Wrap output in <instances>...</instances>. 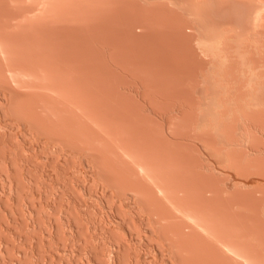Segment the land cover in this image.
I'll list each match as a JSON object with an SVG mask.
<instances>
[{
    "label": "rangeland",
    "instance_id": "1",
    "mask_svg": "<svg viewBox=\"0 0 264 264\" xmlns=\"http://www.w3.org/2000/svg\"><path fill=\"white\" fill-rule=\"evenodd\" d=\"M63 1L62 0H42V1L41 0H18V2H17V0H14V1L13 0H2V1L0 0V4H1L0 6H3V3L5 5L2 8H0L1 9L0 14L2 13L0 15L1 16L0 20L3 19L0 22L2 24H5L8 21V23L5 24L6 26L4 25V27L6 29L5 32H7V33H10V30L17 31L18 27H21V25L19 26V24L21 23L23 26L25 21H28V23H25L26 27H29L30 25L31 26L36 25L37 27L38 26L44 27V26H46L45 24H47V26H46L47 28L52 27L51 29H55V28L57 29V28H63L62 26H64V29L69 28L72 30V31L69 30L70 32H72V33L74 32V34L77 33L76 35H80V36L83 35L84 36L82 39L83 40L86 39V40H84V43L86 45L88 44L87 55L90 52L94 53V55H95V52H93L94 50L91 51V49H93V48H90V50H89V47L92 46V41L90 39H91V36L93 34L92 32L97 31L96 32L97 34H99V32H100V34L103 35V36L101 35L102 36L101 40H103V41H101L103 43L101 45V50H102L101 51L102 52L101 53V57H102L101 61L103 60L102 62L104 63V65H103V63H101V65L103 66V67H101V69L103 68L102 75H104V76H102L104 78V80L101 79V81L103 83V81L107 80V82H105L103 84L104 94L102 93V96L105 95V96H103V100L105 102H103L102 111L99 110L98 108H97L98 109L97 110L96 106L94 107V103H92L93 101L90 100L91 101L90 102L88 99L89 97L87 98V95L82 94L81 92H80L81 93L80 94L79 90L73 84H71L67 81H66L67 83L66 82L63 83L62 81L58 82L60 80V78L58 76H57L58 78L55 77L56 74L52 73L53 71H51V72L49 71V73L47 71H44V70L43 71L41 70V72L38 71L39 69L37 66H39L42 63V61H40V60H43V58H44L46 63H47V60L49 58L51 63H50V61H48L47 64H50V66L55 65V63H57L56 60H55V62L53 61L52 58L55 56H53L52 53H51L52 54V58H51L50 57L51 54H49V52H45L43 54L44 57H43V55L40 56L42 59L39 58V55L37 54L36 59L38 58L39 60L38 61L36 60V62H35V58H33L34 56H32L30 54L35 55L36 50H35L34 46H32L31 44L26 45V47H28L26 49H28L30 52V54H28V56H30V57H27V58L23 54H20L21 53L20 50H22V49H19V46L16 45V43H15V46L13 45L14 43L13 44L9 43L8 45L6 44L9 48L5 47V45L3 43L0 44V63H1L0 64V76H3V74L5 73V75L3 77H0V264H91V263H93V264H116V263H118V264H186V263L187 264H193L192 262H189L186 260V254H188L186 251H184L185 254H183L184 252L179 251L180 248L178 247V243L176 240H174L175 238H174V236H172L173 233L170 230V228L174 225V223H172V222L180 221V220L184 221V222L187 221L186 223L189 222L188 224L191 223V225H193L194 227L197 225L195 227L196 231H197V229L201 223V225L204 227H202L200 225V227H199L200 229H198V231H201V232H198V231L197 232L199 234L201 233L200 236H201V238L203 237L202 238L203 242L204 243L206 242V246L208 247L207 250L208 249L212 250V248H213L214 250H212V251L214 253L215 252L219 253V251H221L222 253L227 254L225 252H227L229 250L226 247H224V245L230 239L232 241H234V238H236L234 242H236L238 239V242L240 240L241 243H238V242H236V243H238V244L243 243L244 246H245V242L243 240L247 241L246 245H250V244L251 245L252 244L257 245L258 243L259 244L262 243V246H261L262 248L260 246H258L259 244L257 246L254 245L255 246L254 248H255V250H257V247H260V249H258V250H260L259 253L262 250H264V246H263L264 245V239H263L264 238V236H263L264 235V232H263V230H264V228H263V226H264V112H263L264 102H262L263 104L261 103L262 105L258 104L256 106L255 105L251 106L248 104V103H250L249 99L251 98V93L248 90L253 89V88H249V85H244L245 82H248V80H246L244 82V79H247V77H245L246 76L245 74L243 75V71L241 70L242 67L238 66V65L242 66V64H239V61H236L238 59L234 58L235 57L234 54H232L234 57L231 56V54H229L231 56V57L229 56L230 60H232L234 58L231 62L229 60V57L227 58V60L229 61L227 63H230V64H228L229 68L227 69L226 72H227V75H228V73H230V74L227 76L228 77L227 80L222 79L224 82L221 81L223 83V84H221L222 85L221 87L226 85L225 89L228 88L229 89V90L227 89L228 92L230 91L229 94H222L224 96H227V98L225 97L224 101H226V99H228L229 96H231V97L228 99V101H227L228 103L224 102V101L222 102L219 100L222 98H220V97L218 98V100H219L218 102H221L222 104H224L223 109L226 106L225 103L228 104L227 105L228 109L225 112H228L227 114H229V115L231 114V116H229L227 114H225V116L223 115V117L228 116V118L225 119V121H226L225 123H224L223 117H222L223 119H221V116H219L220 117L219 119H221V121L223 120L221 122L222 126H224L223 124H226L225 129H227L228 125H229L228 128H230L227 130H225V129L224 130L222 129V130L224 132L225 131L227 132L229 130L230 133H227L228 135H226V133L224 134V132L222 131L223 133H220L221 135H219L218 131H217L218 133H215L214 131L212 132V128L210 129L209 127H207L208 124H206V126H205V122L207 121V118L205 117L206 112L203 110L206 109L205 105H208L207 104V102H209L208 98H210L209 96H210L211 91H212L210 84H209L208 88L210 87L209 89L211 91H209L208 89L206 90V88H207L206 86L208 85V83H206V84L204 83V85L202 87L201 86L196 87L194 84V86L192 87L193 89L190 90L191 94L189 95V93H190L189 89L190 88L188 86H186L188 88H186V90L183 89L185 87L180 85V81L182 82V80H180V79H181V77L190 74V72L189 71L187 72V70L185 69L186 66H183L182 63L179 61V58H178L179 56L178 57L172 56L171 52H173L172 51L173 49L171 47H169V46L162 47V45H160L162 42H163L162 44H164V43L169 44L171 42L170 41L168 42L167 39H164L166 41H164V40L162 41L160 39L162 41L161 42L159 39L157 40V38H155V35H154V32L157 35V33H156V31H158V30H156L157 25H159V24H160L159 26H161V25L166 26L167 25V24H163V23L157 24L158 23L157 21L159 19L167 18V16H165V14L166 15H171V14L174 15V14L178 13L177 15H174V16H176L178 19L180 16H182V17H180L181 21H182V18L186 17V19L184 18L183 19L184 21H182L183 25L186 24V22L188 21V18L190 19L191 17L189 16L187 9L186 10L183 9V8H187L185 6L187 4L184 2V0H182V3L185 5H183L182 7L180 6V5H182V3L180 2L181 0H179V6L180 7L174 5V4L178 3L177 0H173V1L170 0L171 2H168V0H132V1L131 0H72V1L71 0H63ZM67 1L68 2L71 1V2H73V5L74 4L75 5L73 6L72 3H70L71 5H69V3ZM79 1H80V4H78ZM166 1L168 2L169 5H170V3L173 2L172 3L173 5L172 4L170 6L167 5ZM187 1H189V0H187ZM208 1H210V0H207V1L205 0V2L203 0L201 2H203L202 5L205 8L204 9L205 12L208 11L207 7H208V9H210V11H213V14L208 11V14L210 13L211 17L214 16L213 17L215 19L214 21H216V22L218 21L217 23H215V26H216V24H219L218 27H224L228 24L226 27L223 28V30L225 28H226V30H229L230 29L229 27L231 26V25L229 26V24H232L234 27V24L236 23L234 28L231 26L232 28L230 29L231 31L229 30V34H228V32L225 31L226 34H228L227 35L228 37L225 35L228 39V41H227L228 47L225 46L226 49L228 48L230 50L231 45H232V49H233L232 43L234 41H231V39H232L231 35L234 34L233 30H236L235 34H234L235 36H237L236 34L237 33L239 34L240 31L244 32L243 29L246 30L245 31L246 33L244 32V34L247 35L248 34L247 32H249L248 35L250 37L247 35V37L249 39L246 37L245 39H247V40H246V42L244 41V43L246 44V45H244V48H245V46H247V47L245 49L244 48L243 49L246 52H247V50L249 51V53L247 52L249 55L245 54L246 55L245 58L250 56V57H248V60L250 58L249 64L251 62L250 65L248 64L252 70V72H250V73L256 72V75L259 76L258 77L259 81L256 79L257 80L256 83L263 81V83H262L263 87L261 86V83L260 84L257 83L259 86L257 84H255L258 87H254V88L260 89V90L258 89L259 92L257 95L259 96L258 98H261V100L264 101V98H263L264 97V95H263L264 94V76L262 74V73H264V66H261V65H264V30H263L264 29V13L262 14L263 18H262L261 23L259 24V26H257L256 31H254L255 29L253 30L252 29L253 27L250 28L251 26L246 24V23L250 24L251 23L250 20L252 21L251 16L250 15L248 16V13H247V12L251 11L250 8L245 9L244 8L245 6H243L242 11L239 9L238 10L239 12H238L237 11L238 8H234L235 6L237 7V4H238L235 1H234L235 6L233 5V2H232V4L230 3L232 0L231 1L230 0L229 1L223 0L224 2L221 0L222 3L219 1L218 2L215 1L219 5L212 0H211V3L210 2L208 3ZM160 2H161V5H162V2H165V3H163L164 7H163V5L157 6V4H160ZM213 2H214V4H213ZM204 3H206V4H204ZM227 3H228V5H227ZM44 4H46L48 6H46ZM209 4H210V6H209ZM27 5L32 7L33 9H31ZM57 5L60 7H58ZM205 5H206V7H205ZM215 5H216V7H215ZM220 5H222L223 8L220 7ZM232 5H233V7H232ZM159 6L163 7L164 9L162 10V8H160ZM166 6H168V11L165 9ZM171 6L173 7V9L170 8ZM5 7H6V9H5ZM25 7L29 8V10L25 9L26 11L23 12L24 10H22V9H24ZM55 7L60 8L59 13L61 12L60 13L61 17H59V18H57L58 16H60V14L57 11L59 9H55ZM72 7H75V8H72ZM158 7H159V10H161L160 13L158 12L159 11ZM217 7H219L220 9ZM36 8H37V10H36ZM46 8L53 9V10H49L50 11L49 12L48 9H46ZM214 8L216 9L215 11H214ZM169 9H171L172 11ZM182 9H183V11H181ZM223 9H224V11H222ZM233 9H235V10H233ZM27 10L28 11L31 10V11L27 12ZM46 10H47V12H46ZM174 10H175V12L177 10V12L175 13ZM246 10H247V12H246ZM7 11H9V12H7ZM18 11H20V12H18ZM69 11H71V13ZM179 11H180V13H179ZM55 12H57V13H55ZM162 12H167L168 14L162 13ZM183 12H184V14H183ZM218 12H220V13H218ZM223 12H225V14H223ZM12 13H13V15L15 13V15H14L15 19H14V16L12 15ZM46 13H48V14H46ZM53 13L55 14L56 17H54ZM214 13H216V14L214 15ZM233 13H234V15L232 16ZM236 13H237V15H236ZM6 14L8 15L9 18L5 17V16H7ZM187 14H188V16H187ZM205 14H206V16H208L207 13H205ZM227 14L228 15L230 14V15L227 16ZM16 15H18V16H16ZM217 16H219V17H217ZM42 17H43V19H42ZM47 17L49 20H47ZM208 17H206V19H207L206 22L209 20ZM211 17H210V19H211ZM216 17H217V19H216ZM238 17H239V19H238ZM147 18H149V19H147ZM248 18H249V20H248ZM232 19L234 21H232ZM10 20H11L12 24L11 23L9 24ZM150 20L154 21L153 24L151 23L152 21H150ZM167 20H171L170 22H172V24H174L172 18L167 19ZM211 20H210L211 22L209 21V23H212V25L214 26V23H213L214 21H213V19H211ZM235 20H237V21H235ZM240 20H242V21H240ZM143 21H145V22H143ZM190 21H191V19H190ZM243 21H245V22H243ZM37 22H38V24H37ZM230 22H232V23H230ZM149 23L152 24V26H150ZM209 23H207V24H209ZM136 24H137V26H136ZM145 24H146V26H145ZM261 24H262V26H261ZM9 25H10V27H9ZM48 25H50V26H48ZM154 26H155V28H153ZM187 26H189V25H186V31H187ZM209 26H211V24H209ZM245 26L249 27L250 30H253L254 32L248 31L249 28H247ZM260 26L262 27V29ZM7 27H9V29ZM83 27L88 28V30L90 32L87 29H85L86 31H84ZM145 27L147 28V31H146ZM243 27H245V28H243ZM15 28H17V29H15ZM77 28H79V29H77ZM241 28H242V30H241ZM254 28H256V27H254ZM93 29H94V31H93ZM81 30L83 33L81 32ZM188 30H189V28H188ZM221 30H222V28H221ZM260 30L261 31L263 30V32H261L262 34L260 33ZM237 31H239V32H237ZM198 32H199V30H198ZM84 33H86V37H85ZM230 33H232V34H230ZM253 34H254V36H253ZM141 35H142V37H140ZM229 35L231 36L230 38H229ZM251 36L253 37V39ZM89 37H90V39H88ZM103 38H105V39H103ZM70 39H72V38H70ZM115 40H116V42H115ZM168 40H170V39H168ZM232 40H234V39H232ZM251 40H252V42H250V44H248L249 41H251ZM75 41H77V42H75ZM87 41H88V43H86ZM66 42H68L69 45L74 46V43L78 44V42H80V41H78L77 39L74 40V38H73V40L66 41ZM72 42H74V43L71 44ZM90 42H91V44L89 45ZM229 42L230 43L232 42V43L229 45ZM253 42H255L254 43L255 45L252 44ZM108 43H110L111 45H108ZM117 43H119V44H117ZM10 44H11V46H9ZM112 44L115 46V48H114V46H112ZM2 45H4V46H2ZM17 46H18V48H17ZM167 48H169V49L167 50ZM179 48H181V47L177 46L174 49V50H177V55H179V53L182 51V48L181 49H179ZM169 50H170V54H169ZM125 51H127V52H125ZM141 51H142V53L145 52L144 54H146V56L148 55L149 57L148 56L145 57V55H142ZM178 51H179V53H178ZM7 52H9V53L7 54ZM128 52L131 54H129ZM162 52H165V53H162ZM92 53L89 54V55H91V57L88 56L86 58L87 59L90 58L91 60L98 59V58H96V55L94 56V55H92ZM230 53H233V52L231 51ZM22 55H23V57H22ZM125 55L128 57V59ZM170 55L172 57H169ZM9 56L11 57V59L13 57V59L15 61L10 60ZM93 56L95 58H93ZM141 56H143V58H145L146 60L143 59ZM163 56H164V58H163ZM167 56H168V58H167ZM31 57L33 59H31ZM45 57L47 58V60ZM21 59H25L23 61L24 62L27 61V65L24 64ZM28 59H29V61H28ZM90 59H88V60L91 61ZM194 59L198 62V59L196 58V56ZM127 60H128V62H127ZM234 60H235V62H234ZM246 60H247V58H246ZM254 60H255L256 64H254ZM10 61H11V65H10ZM52 61L54 62L53 64H52ZM93 61H92V66L95 67L94 64H96L97 65L96 67H98L97 62L95 63V61H94V64H93ZM38 62H39V64H38ZM176 62H177V64H176ZM16 63H17L18 67L16 66ZM231 63L234 65V67L236 65V67H235L236 69L233 67V65H231ZM12 64H14V66ZM29 64H34L35 66L29 65ZM147 64H149V65H147ZM204 64L205 63L203 61V63L200 64L199 67H203ZM11 66H13V67H11ZM20 66H23L25 68H22ZM26 66H29L31 68H28ZM32 66L38 70L35 71V69H33L35 72L33 70L31 71V69L33 68ZM56 66H57V64H56ZM176 66L178 67V69ZM14 67L16 69H14ZM19 67L22 69V73L20 72L21 69ZM199 67H197L198 70H194L195 72L191 71V74L195 73V75H193V76H195V78L198 74L197 73L198 71H199V74H201ZM252 67H253V69H252ZM260 67H263V68H260ZM232 68H233V73L231 71ZM11 69H13V70H11ZM24 69H26V70H24ZM228 70H230V72ZM260 70H261V72H260ZM27 71L31 72L30 75H28L29 72L27 73ZM82 71H83V69H82ZM82 71H81V73H84V71L83 72ZM239 71H240V73H239ZM38 72H39V75L37 74ZM32 73H34V74H32ZM46 73H48V74L46 75ZM259 73H261L262 75ZM52 74H54V75H52ZM96 74H98V73H96ZM199 74H198V77H199ZM234 74H236V75H234ZM107 76L108 77L110 76V77L108 78ZM119 76L121 77L122 80L124 78L125 79L122 81L120 78L118 79ZM98 77H99V75H96V79L99 82ZM102 77H100V78H102ZM233 77H236V79ZM94 78H95V76H94ZM255 78H257V77H255ZM3 79L4 80L7 79V81H4ZM197 80H198V78H197ZM117 81H119V83ZM165 81H166V84L168 83L167 85L163 84V82H165ZM228 81L230 82V84L228 83ZM241 81H243V82H241ZM53 82H54V84H56V86L53 84ZM142 82H143V84H141ZM156 83H157V87H156ZM231 83H233V84H231ZM50 84H53V86H51ZM59 84H61V85H59ZM158 84L161 85L162 87H159ZM9 85L13 89H15V90L17 89L18 91L19 90L26 91V92H33L34 91V92L43 93V94L47 93L52 99L54 98L53 99L54 101L57 100L55 102H58L57 103L58 105L60 104L61 109L64 110V108H65V110H67V112H72L74 115L78 116L80 118V120L83 119L82 121H84L86 119L85 121H86L87 126L90 125V123H91V125H90L91 127L89 126L88 129H90V131H92L91 132V134H93L92 136L95 135L94 137H92L93 140L90 137L85 138L84 134H82V132H83L82 127H81L82 132L80 131V127H72V128L69 127V129H67L65 127V129H64L65 125L63 124V125H61V127H63V128H61L60 127L61 121L57 120L58 118L55 115L51 114L50 111L47 113L48 110L42 108L41 103L39 104V101L28 100L26 102H22V101L18 100V98L16 99V97L13 94L9 95L10 92H8L5 88H3L5 86H9ZM171 85H172V88H171ZM196 85H197V82H196ZM219 85H220V81H219ZM163 86H169V87H163ZM174 86L176 89L174 88ZM181 86H182V88H181ZM58 87H59V89H57ZM179 87L182 90H180ZM195 87H196V89H195ZM221 87H219V89ZM170 88H171V90H170ZM173 88L177 91L180 90L181 92L176 91V94H178V95H175V94L172 95L173 93H175ZM76 89L78 90V93H76L77 92ZM113 89H115L114 90L115 92L112 91ZM193 90H194V94L197 97L196 96L194 97V95H193L192 99H195L194 103H196L198 101L197 104H195L197 106H195L194 103H193V105H189L190 103L187 104V102L190 100H191V103L193 102L192 99L190 98V97H192L191 95L193 94ZM5 91H7V92H5ZM63 91H65L66 93H63ZM105 91L108 93H105ZM163 91L166 93V95ZM183 91H185V92H183ZM187 91H188V93H187ZM207 91H209V93H207ZM71 92H73V93H71ZM160 92H161V94H160ZM167 92H169V93H167ZM170 92L171 93L173 92V93L170 94ZM74 93H76V94H74ZM112 93L114 94V96ZM71 94L74 96L73 99H72L73 96H71ZM117 94H119V95H117ZM132 94H134V95H132ZM158 94H160V96ZM181 94L185 98H186L185 95L188 94V96H190L189 100H185ZM207 94H209V95H207ZM245 94H246V96H245ZM222 95L220 93L219 96H222ZM252 95H253V93H252ZM85 96H86V98H84ZM181 96H182V99L180 100ZM120 97H122V98H120ZM151 97H152V99H151ZM168 97H170V98H168ZM205 97H206V99H205ZM77 98H80V100H76ZM81 98H83L84 100H81ZM124 98H125V101L127 100L125 102V106L127 105L126 103L128 101H129L128 104H130V102L132 100H134V102H135L134 103L132 101L133 103H131L130 106L132 104L135 105L137 103V105H135L136 107L134 105L132 106L133 109H131V107L128 105H127V107H129L131 110H134V108H138L139 110L135 109V111H134L135 115L137 113L138 118L134 117L133 111H131L132 112L131 113L129 111L130 109L127 110L128 108L125 106H124L125 110L122 109L124 111V112H122L121 108L123 107L122 105H124V103H123ZM130 98H131V100H130ZM155 98H157V99H155ZM171 98H172V100H171ZM234 98H236V101ZM245 98L248 100L246 101ZM107 99H108V101H107ZM120 99H121V101H118ZM165 99H166V101H165ZM199 99H200V101H199ZM231 99H232V101H230ZM237 99H238V102L240 101L239 103L241 105L240 104L238 105ZM17 100L19 102H21L22 106L19 105L20 109L18 108V105H16V104H18ZM110 100H111V102H110ZM13 101H15V102H13ZM80 101L83 102L84 104L81 103ZM114 101L117 103H115ZM149 101H151V102L153 101V102L151 103ZM184 101L185 102L187 101V102L184 103ZM77 102H79V103H77ZM86 102H87V105L85 104ZM159 102H160V104H159ZM170 102H171V104H169ZM180 102H182V103L180 104ZM27 103H30V105L29 104L27 105ZM91 103H92V105H91ZM230 103H231V105H230ZM11 104H12V106H11ZM23 104H25V105H23ZM119 105L121 108L119 107ZM188 105L190 107H192V106H195V107H192V109H190ZM229 105H230V107H229ZM26 106H28V107L26 108ZM88 106H90V107H88ZM23 107H24V109H23ZM30 107H35L34 109H36V111H38V109H40L38 112L41 113L40 115H41V118L43 119V121L41 120L42 122H40V120L37 118L34 119L35 121L33 120V118H30L31 116L33 117V115L30 112V110H31ZM243 107H245V109ZM255 107H260L261 109H259V108L257 109ZM116 108H119L120 110H118ZM221 108L222 107H220V110H221ZM26 109H28V111ZM22 110H25V111L22 112ZM114 110H116V112ZM126 110L129 111V113H131V114L130 115L126 114V113H128V112H126ZM228 110L231 112L229 113ZM255 110H257V112ZM100 111L102 114L99 113ZM117 111H119V112L117 113ZM236 111H237V114H239V115L236 114ZM249 111L251 113H249ZM42 112H43V114H42ZM220 112H222V110ZM44 113H46L45 116H42V115H44ZM122 113H123V115L124 114L127 115L128 119L129 118L132 119L133 117H134V119H132V120L137 119L136 121H132L130 119L132 121V123L135 122L134 125L132 124V126H133L132 130L134 131L136 129H139L138 131L136 130V133H137L136 135L139 136V134H140V137H138V139L136 141L139 140L141 142H144L145 141V140L143 141L144 138L142 139V135H144L143 132L146 131V133H147L151 128V130L148 132L149 135H145V136H149L151 139H148L149 137H147L148 140L147 139L146 140L148 141L149 145L152 141V143L150 145L151 147L155 144L154 148H156V147H158V144H159V148L163 149V150H157L160 152H157L156 150L152 152L153 154L155 153L154 156H156V158L151 160V161L155 162V164L153 166L143 167L142 166L143 162H142V160L140 161V159H141L140 156L138 155L139 156L138 157L136 153L134 154V152L132 153V150H130L131 148H134V147H135L134 150L136 149V147L138 148V146L135 145L136 143L134 141L132 142V140L123 139L124 138L123 135H120V133L122 134V132H121V128H120L121 125L119 123L120 119H118V117H121L119 114H122ZM187 113L189 114V116H192V117L190 118L189 116H187ZM258 113L261 115H259ZM222 114H224V113H222ZM195 115H196V117H195ZM247 115H248V118H247ZM252 115H253V118H252ZM47 116H49L50 118H53V120L56 119V121H59V122L54 121L56 124L59 123L58 124L59 126L56 124L48 126L49 123L46 122L47 119L45 118ZM111 116H112V118H111ZM181 116H183V117H181ZM184 116H187L189 119L184 117ZM235 116H239L240 118L239 117L236 118ZM254 116L255 117L257 116V117L255 118ZM114 119H116V120H114ZM184 119H186V121ZM187 119H188V121L192 119V123L189 121L192 125L188 126L189 122H187ZM247 119H248V121H247ZM252 119H255V120L257 119L256 121H254L255 124L252 123L253 122ZM262 119H263V121H262ZM147 120H149V121H147ZM249 120L250 121L252 120V121L250 122ZM208 122L209 121H207V123ZM42 123H43V125H42ZM38 124H40V125L38 126ZM118 124H119V126H118ZM149 125H151L154 129H152V127L149 128L148 127ZM45 126L50 127L51 129H48ZM52 126L53 127L55 126L54 128H58V130L52 128ZM136 126L138 128H136ZM64 130H66V132L71 130V132H69V135H68V132L66 133ZM75 130H77L78 132H76ZM152 130H153V132H152ZM154 130H155V132H154ZM63 131H64V133H63ZM156 131H157V133H159V135L156 133ZM70 133H71V135L73 134L72 136L74 138L71 137ZM74 133H76V134H74ZM134 133H135V131H134ZM62 135H63V137H61ZM67 135H68V137H67ZM98 136H100V137H98ZM156 136H158L160 138L159 139L160 142L161 141L164 142V143L161 142L163 144V146L161 143H159V141L157 143V141L154 140L155 138L158 139V137H156ZM226 136H228V137H226ZM165 137L167 138V140ZM229 137H231V138H229ZM83 138L85 141H81V140H83ZM149 140H151V141H149ZM94 141L95 142L97 141V142L95 143ZM121 141L124 143H121ZM165 141L168 143V145ZM88 142L89 143L91 142V143L89 144ZM128 142H129V144H128ZM231 142H232V144H231ZM132 143H134L135 146L132 145ZM123 144H125V145H123ZM131 145H132V147H131ZM224 146H225V148H224ZM231 146H232V148H231ZM168 147H169V149H167ZM127 152H129V153H127ZM166 152H168L169 155H167ZM130 153H131V155H130ZM158 154H159V156H158ZM134 155H136L137 158H139V159H137ZM176 157L178 159L181 157L182 158H181V160L179 159V161H176V160H178ZM126 159L129 162L126 161ZM188 159H189V161H188ZM118 160L123 161V162L126 161V163H128L129 166L131 167L130 169H132L133 165L134 166L136 165L134 167L136 170L134 168L132 169V170H134L133 172H135V177L134 176H132V177H134L135 179L140 180V181L143 180L142 182L145 181L144 184L145 183L149 184L152 189L155 188V191L157 193L156 194L157 197L158 198L160 197L159 198V201H160L159 204L157 203V205H154L152 201H149L150 199L146 198L147 196L145 194L135 192L129 185L121 184V183H123L124 179L119 177L120 171L122 169L120 168L121 166L120 167L118 166V164H119ZM187 162H188V164L191 163V166H187L188 165ZM105 163H106L105 167L107 169L106 168L104 169V167H103L105 165ZM179 164H181V165L179 166ZM99 165L103 168H101ZM138 165H139V167H138ZM193 165H194V167H193ZM186 166H187V168H186ZM118 167L121 170L118 169L119 171L117 172V170H115V169ZM151 168H153V169H151ZM155 168L157 171L154 170ZM143 169H145V170H143ZM159 171H161V172H159ZM124 172L122 171V174L124 173L123 176H126L127 172L125 170H124ZM157 173H159L160 176H158ZM116 175H117V177H116ZM128 175H130V174L128 173ZM162 175H163V178H162ZM107 176L109 178H107ZM114 176H115V178H114ZM160 178H161V180H160ZM167 180H168V182H167ZM119 181H122V182L119 183ZM116 183H118V184H116ZM119 184H120V186H119ZM114 185H116V186H114ZM122 185H123V187H122ZM124 185H125V187H124ZM161 185H163L165 188ZM4 186H5V188H4ZM147 187H149V186H147ZM159 187L164 188L165 193H162V191H158ZM211 187L212 188L214 187L213 188L214 190H212ZM209 188H211V190ZM188 189H190V190H188ZM203 191H204V193H203ZM191 192L193 194L195 193L196 195H193ZM197 195L199 196L198 197L199 200L198 199L197 200L202 205H203V202H206V198L208 200V203H211L210 198H213L211 204H213L214 206L216 205L215 208H216V212L218 213V215H217L218 217L217 216L214 217L212 215L208 216L206 214L207 216H205V217L204 216L199 217L201 219L200 221L198 218V222H194L188 216H186V214L189 215V213L191 212V211H189V209L191 210V208H192L191 203H193V200L197 197ZM191 197H193V199ZM216 198H219V200ZM160 199H163V200H160ZM200 199H201V201H200ZM188 200H190V201H188ZM197 200L196 199L194 200L195 203H193V205H196ZM221 200H222V202L220 204L219 201H221ZM232 201H233V203H232ZM208 203L206 202L204 204H208ZM223 203L224 204L227 203L225 205L226 206L228 205V208H224L226 206H224ZM255 203L257 205V207H256L257 208L256 211L258 212L257 215L259 214L258 216H256V218H258L259 221L255 220V222L256 223L259 222V224H256L255 222H254L255 224L253 223L254 220H253L252 215L250 214V211H247L248 209L247 210L245 209V208H247V206H249V204L255 205ZM197 204H199V203H197ZM178 205L180 207L182 206L183 210L180 207L178 209ZM245 205H247V206H245ZM157 206H159V208ZM156 209H157V211H156ZM160 210L163 213L166 210L165 212H167V216L165 219H163V218L159 219L160 218L159 216H161V214H159L158 211L161 213ZM186 210H187V212H186ZM221 210H223L227 213L225 214V212H224V214H223V212ZM182 211H184V212H182ZM219 212L220 213L222 212V215ZM203 217L206 221L203 219ZM167 219H169V220H167ZM214 219H215V221H214ZM228 219L233 220L232 222L235 221L234 222L235 224L231 223V221ZM241 219H243V221H241V223H239V220H241ZM162 220H163V224L161 223ZM247 220H248V223L250 225L248 223L246 224ZM204 222H207V223H204ZM51 223H52V225H51ZM196 223H198V224H196ZM224 224H225V226H224ZM48 225H49V227H48ZM206 225H207V228L203 229L206 227ZM227 225H229V226H227ZM255 225L259 226L260 229L257 227V229L255 230V228H254ZM164 226H165V228H164ZM211 226H212V228H211ZM222 226H223V228H221ZM240 226H242V227L246 226V228L245 229L243 228L244 229L243 230ZM261 227L263 229H261ZM190 228H192V227H190ZM240 228H241V230H240ZM250 228H253V229H250ZM183 229H184V231H186V230H188V227L184 226ZM248 229L253 230L254 232L249 231ZM258 229H259V231L257 233L256 231ZM164 230H165V232H164ZM214 230H215V232H214ZM216 230H217V232H216ZM261 230H262V232H261ZM245 231H248V232L245 233ZM203 232H205V233H203ZM169 233L171 235H169ZM203 234L205 235V237ZM257 234H259V235L257 236ZM160 235H161V237H160ZM223 237H224V239H223ZM228 237H229V239H228ZM258 237H260L261 239ZM160 238H162L163 240ZM204 240H207L208 243H210L209 244L210 247L207 245V241H204ZM214 241H215V243H214ZM224 241H226V242H224ZM249 242H250V244H249ZM222 243H224V245ZM211 244H213V246L215 245L214 246L215 248L217 247V245H219L218 250L215 249ZM117 246H119V247H117ZM252 246H251V249L253 250L254 248H252ZM219 248H221V249H219ZM224 248L226 251L224 250ZM246 248L248 249V251L250 250L249 246L248 247L246 246ZM109 249H110V251H109ZM186 249L188 250V248H186ZM205 250L206 249L204 248V251ZM252 250H250V254L252 255L254 252V255H255L254 257L255 258L258 257L259 263L264 264V261H263L264 260V254H263L264 251H262V253H260L261 257H259V255H258L259 253H257V251H255V250H253V251ZM229 252L227 255L231 256V254H233V256H231V257H233L234 259L237 258V260H238L239 256L235 255L232 252H230L231 253L230 254ZM207 253H209V251H207ZM256 253H257V255H256ZM100 254L102 255L101 256L102 258L100 257ZM262 254H263V256H262ZM213 257L215 259V262L217 261V262H219V264H223L221 258L218 259V256H216V257L213 256ZM89 259H92L93 261L89 260ZM107 259H108V261H107ZM116 259H118V260L116 261ZM240 259L241 258L239 257V260ZM100 260H102L103 262L101 263ZM104 260H105V262H104ZM241 261H242V259H241ZM233 262L235 263V261H233ZM194 264H196V263H194ZM197 264H201V263H197ZM235 264H238V263H235Z\"/></svg>",
    "mask_w": 264,
    "mask_h": 264
},
{
    "label": "bare ground",
    "instance_id": "2",
    "mask_svg": "<svg viewBox=\"0 0 264 264\" xmlns=\"http://www.w3.org/2000/svg\"><path fill=\"white\" fill-rule=\"evenodd\" d=\"M2 1V0H1ZM14 1V0H13ZM42 1V0H41ZM63 1V0H62ZM72 1V0H71ZM71 1H67L68 3H69V5H71L70 3H72V5H73V2H71ZM132 1V0H131ZM173 1V0H172ZM187 0H184V2L187 4V5H185V4H183L182 3V0L180 1L181 3H182V5H180L181 7L183 6V5H185L187 8H183V9H187V12H188V14H189V16L191 17L190 19H191V21H190V19L188 18V21L186 22V24H182L183 22L182 21H184L183 19L185 18L186 19V17H184V18H182V21H181V19H180V17H182V16H180L179 17V19L176 17V16H174V15H177V14H174L173 12V14L174 15H166L165 14V16H167V18H162V19H159L156 23L157 24H159V23H163V24H167L166 26H163V25H161V26H159V25H157L156 26V30H158V31H156V33H157V35L155 34V32H154V35H155V38H157V40L159 39H161L162 41L164 40V39H167V41L169 42H171V43H169V44H160V45H162V47H167V46H169V47H171L172 49V51L173 52H171L172 53V56H176V57H178L179 58V61L182 63V65L183 66H186V70H187V72L189 71L190 72V74H191V71L193 72L194 70H198L197 69V67H199L200 66V64H202L203 63V61H204V65H203V67H199V69H200V71H201V74H199V71L197 72L198 74H199V77H198V74H197V76H196V78H195V76H193V75H195V73L194 74H188V75H185V76H183V77H181V79L180 80H182V82L180 81V85H182L183 87H185V88H183V89H185L186 90V88H190L189 89V92H190V90L191 89H193L192 87L194 86V84H195V86L196 87H202L203 85H204V83L206 84V83H208V85L205 87L206 88V90L208 89L209 91H211V94H210V98H208L209 100V102H207V104L208 105H205L206 106V109L205 110H203V111H205L206 112V118H207V121H209L208 123H207V121L205 122V126H206V124H208L207 125V127H209L210 129L212 128V132L214 131L215 133H218L219 132V135H221L220 133H223L224 131V129H225V125L226 124H223L224 126H222L221 125V122L223 121H221V119H223L224 118V123L226 122L225 121V119L226 118H228V116L227 117H223V115L225 116V114H227L228 112H225L227 109H228V99L231 97V96H229L228 97V99H226V101H224V99H225V97L227 98V96H224V95H222V94H229V92H228V90L227 89H225V87H226V83L224 84L225 86H223V87H221L222 85L221 84H223L221 81H223L222 79H226L227 80V76L230 74V73H228V75H227V69L229 68L228 67V64H230V63H227V62H229L228 60H227V58L230 56L229 54H231V56H233L232 54H234V58H236V59H238V60H236V61H239V64H242V66H240V65H238L239 67H242V71H243V75L245 74L246 76L245 77H247V79H244V82L246 81V80H248V82H245V84L244 85H249V88H253V89H250V90H248L250 93H251V98L249 99L250 100V103H248L249 105H258V104H260V105H262L263 103L262 102H264L263 100H261V98H258L259 96L257 95L258 94V92H259V88H254V87H258L259 85L258 84H260L261 83V86L263 87V81L262 82H257L256 83V81L259 79L258 77L259 76H257L256 75V72L254 73H250V72H252V70H251V68H250V64H251V62H250V64H249V60H250V58H249V60H248V57H250V56H248V57H246L247 58V60H246V58H245V54H247V55H249L248 53H249V51L247 50V52L244 50L247 46H245V48H244V45H246L245 43H244V41L246 42V40L247 39H245L246 37H247V35L249 34V32H247L248 34L246 35V34H244V32L246 31L245 29H243L244 30V32L242 33L241 31V33L239 32V31H237V32H239V34L237 33L236 35L237 36H235L234 34H235V31L236 30H233V32H234V34L233 35H229V38L231 37L232 39H234V40H232L231 39V41H234L232 44H233V49H232V45H231V48H230V50L227 48H225V46H227V41H228V39H227V35L229 34V30L233 27V25L232 24H229V30H226V28L223 30V28L224 27H226V26H224V27H218V25L219 24H216V26H215V23H217L216 21H214L215 19L213 18V17H211L210 15V13L208 14V11L209 12H211L212 14H213V11H210V9H208V7H207V12H205V8L203 7V2H201V1H203V0H189V1H187ZM207 1V0H206ZM212 1H219V2H221V0H212ZM223 1V0H222ZM229 1V0H228ZM231 1V0H230ZM236 3H238L237 4V7L234 5V3L235 2ZM17 2H18V0H17ZM60 2V1H59ZM64 2V1H63ZM66 2V1H65ZM135 2V1H134ZM159 2V1H158ZM167 2V1H166ZM168 2H171L170 0H168ZM168 2H167V5H169L168 4ZM177 4H174V5H176V6H179V0H177ZM204 2H205V0H204ZM211 3V0L210 1H208V3ZM214 2H213V4H214ZM217 2H215V3H217ZM224 2V1H223ZM232 2H233V5L235 6L234 8H238L237 9V11L240 9L241 11H242V7L243 6H245L244 8L246 9V8H250V10L251 11H249V12H247V10H246V12L248 13V16L250 15L251 16V19H252V21L250 20V24H248V23H246L247 25H249V26H251L250 28H252L254 31H256V29H257V26H259V24L261 23V21H262V18H263V16H262V14L264 13V0H232L230 3L232 4ZM3 3V2H2ZM45 3V2H44ZM163 3H165V2H162V5H163V7H164V4ZM173 3V2H172ZM172 3H170V5L172 4ZM180 3V4H181ZM207 3V2H206ZM206 3H204V4H206ZM222 3V2H221ZM229 3V2H228ZM228 3H227V5H228ZM55 4V3H54ZM77 4V3H76ZM78 4H80V1H79V3ZM218 4V3H217ZM226 4V3H225ZM1 5V4H0ZM44 5H46V4H44ZM53 5V4H52ZM64 5V4H63ZM75 5V4H74ZM73 5V6H74ZM158 5H161V2H160V4H157V6ZM161 5V6H162ZM166 5V4H165ZM169 5V6H170ZM173 5V4H172ZM208 5V4H207ZM219 5V4H218ZM233 5H232V7H233ZM3 6H5L4 5V3H3ZM3 6H0V8H2ZM28 6V5H27ZM46 6H48V5H46ZM58 6V5H57ZM65 6V5H64ZM161 6H159L160 8H162V10L164 9L163 7H161ZM179 6V7H180ZM209 6H210V4H209ZM231 6V5H230ZM239 6V7H238ZM28 7H30V6H28ZM34 7V6H33ZM58 7H60V6H58ZM67 7V6H66ZM71 7V6H70ZM69 7V8H70ZM156 7V6H155ZM154 7V8H155ZM159 7H158V10H159ZM205 7H206V5H205ZM214 7V6H213ZM215 7H216V5H215ZM220 7H222V5H220ZM225 7V6H224ZM31 9H33L32 7H30ZM44 8V7H43ZM72 8H75V7H72ZM170 8H172L173 9V7L171 6ZM210 8V7H209ZM217 8H219V7H217ZM223 8V7H222ZM226 8V7H225ZM224 8V9H225ZM231 8V7H230ZM229 8V9H230ZM5 9H6V7H5ZM25 9H28L29 10V8H24V9H22V10H24L23 12H25L26 10ZM46 9H48V11L49 10H53V9H49V8H46ZM55 9H59V10H57L58 11V13H59V11H60V8H56L55 7ZM54 9V10H55ZM68 9V8H67ZM157 9V8H156ZM165 9L168 11V6H166L165 7ZM180 9V8H179ZM183 9L181 10V11H183ZM220 9V8H219ZM224 9L222 10V11H224ZM228 9V8H227ZM232 9V8H231ZM1 10V9H0ZM27 10V12H30V11H28ZM36 10H37V8H36ZM75 10V9H74ZM140 10V9H139ZM165 10V11H166ZM169 10H171V9H169ZM178 10V9H177ZM177 10H176V12H177ZM216 9L214 8V11H215ZM226 10V9H225ZM233 10H235V9H233ZM5 11V10H4ZM56 11V10H55ZM160 11L161 10H159L158 12L160 13ZM172 11V10H171ZM220 11V10H219ZM232 11V10H231ZM236 11V12H237ZM1 12V11H0ZM3 12V11H2ZM7 12H9V11H7ZM6 12V13H7ZM18 12H20V11H18ZM17 12V13H18ZM36 12V11H35ZM46 12H47V10H46ZM50 12V11H49ZM70 13H71V11H69ZM153 12V11H152ZM157 12V13H158ZM174 12H175V10H174ZM175 12V13H176ZM207 13L208 14V16H206V14L205 13ZM221 12V11H220ZM220 12H218V13H220ZM239 12V11H238ZM244 12V11H243ZM245 12V13H246ZM251 12V13H250ZM5 13V12H4ZM55 13H57V12H55ZM61 13V12H60ZM59 13V14H60ZM148 13V12H147ZM162 13H167V12H162ZM179 13H180V11H179ZM204 13V14H203ZM228 13V12H227ZM246 13V14H247ZM2 14V13H1ZM0 14V15H1ZM19 14V13H18ZM21 14V13H20ZM32 14V13H31ZM46 14H48V13H46ZM168 14V13H167ZM182 14V13H181ZM183 14H184V12H183ZM188 14H187V16H188ZM216 13H214V15H215ZM223 14H225V12H223ZM231 14V13H230ZM229 14V15H230ZM7 15V14H6ZM10 15V14H9ZM12 15H13V13H12ZM11 15V16H12ZM14 15H15V13H14ZM13 15V16H14ZM53 15H54V17H56L55 16V14L53 13ZM57 15V14H56ZM150 15V14H149ZM228 14H227V16H229ZM234 15V13L232 14V16ZM236 15H237V13H236ZM243 15V14H242ZM245 15V14H244ZM16 16H18V15H16ZM169 16V17H168ZM205 16V17H204ZM223 16V15H222ZM1 17V16H0ZM5 17H7V18H9L8 17V15L7 16H5ZM59 17H61V14H60V16H58L57 18H59ZM173 19V22H174V24H172V22H170L171 20H167V19H171V18ZM206 17H208V21L206 22ZM210 17H211V19H213V23H214V26L212 25V23H209V21L211 20L210 19ZM217 17H219V16H217ZM217 17H216V19H217ZM244 17V16H243ZM13 18V17H12ZM20 18V17H19ZM52 18V17H51ZM50 18V19H51ZM222 18V17H221ZM233 18V17H232ZM250 18V17H249ZM249 18H248V20H249ZM11 19V18H10ZM14 19H15V16H14ZM42 19H43V17H42ZM53 19V18H52ZM144 19V18H143ZM146 19V18H145ZM147 19H149V18H147ZM152 19V18H151ZM220 19V18H219ZM238 19H239V17H238ZM242 19V18H241ZM3 20V19H2ZM2 20H0V21H2ZM46 20V19H45ZM47 20H49L48 19V17H47ZM46 20V21H47ZM24 21V20H23ZM147 21V20H146ZM150 21H152L151 23L153 24V20H150ZM212 21V20H211ZM210 21V22H211ZM232 21H234L233 19H232ZM235 21H237V20H235ZM240 21H242V20H240ZM247 21V20H246ZM6 22V21H5ZM31 22V21H30ZM48 22V21H47ZM143 22H145V21H143ZM142 22V23H143ZM149 22V21H148ZM243 22H245V21H243ZM253 22V23H252ZM6 23H8V21L6 22ZM5 23V24H6ZM11 23V20H10V22H9V24ZM25 23H28V21H25ZM25 23L23 24V26H22V24L20 23H18L19 24V26L21 25V27H18V29L17 28H15V29H17V31H12V30H10V33H7V32H5V27H4V25L5 24H2L1 22H0V44H4L5 45V47H8L7 45L9 44V43H14L13 45L15 46V43H16V45H18L19 46V49H22V50H20L21 51V53L20 54H23L26 58L27 57H30V56H28V54H30V52H29V50L28 49H26V48H28V47H26V45L27 44H31L32 46H34V48H35V50H36V52H35V55L34 54H30V55H32V56H34L33 58H35V62H36V60L38 61L39 59L37 58L36 59V55L38 54L39 55V58H41L40 56H42L45 52H49V54H53V56H55V57H53L52 58V54H51V58L53 59V61L55 62V60L57 61V63H55V65H52V66H50V64H47L48 63V61H50L49 60V58H48V60H47V58H46V60H47V63L45 62V60H44V58H43V60H40V61H42V63L39 65V66H37L38 67V69H35V67H33L32 69H31V71L33 70V69H35V71L36 70H38V71H40L41 72V70L43 71H47L48 73H49V71L51 72V71H53L52 73H54V74H56V76L55 77H59L60 78V80L58 81V82H60V81H62L63 83L64 82H69V83H71V84H73L78 90H79V93L81 92L82 94H85V95H87V98L89 99V101L90 100H92L93 102L92 103H94V107L96 106V109L98 108L99 110H101L102 111V107H103V102H105L104 100H103V96H105V95H103L102 96V93L104 94V87H103V84L105 83V82H107V80L106 81H103V83H102V81H101V79L102 80H104V78L102 77V76H104V75H102V70H103V68L101 69V67H103L102 65H101V63H103L102 61H101V45L103 44L101 41H103V40H101L102 39V34H100V32H99V34H97L96 32H92L93 34H92V36H91V39H90V37L88 38V39H90L91 41H92V46L91 47H89V50H90V48H93V49H91V51L92 50H94L93 52H95V55H96V58H98V59H93V58H95L94 56V53H92V52H90V53H88V55H87V50H88V48H87V46H88V44L86 45L85 43H84V40H86V39H82L84 36L83 35H76V34H74V32L72 33V32H70L69 30H71V29H69V28H67V29H64V26H62L63 28H55V29H51L50 27H46L47 26V24H45L46 26H44V27H37L35 24V26H29V27H26V25H25ZM44 23V22H43ZM54 23V22H53ZM139 23V22H138ZM189 23V24H188ZM207 23H209V24H211V26H209V24H207ZM225 23V22H224ZM230 23H232V22H230ZM235 23V22H234ZM233 23V24H234ZM12 24V23H11ZM16 24V23H15ZM37 24H38V22H37ZM148 24V23H147ZM150 24V23H149ZM152 24H150V26H152ZM222 24V23H221ZM236 24V23H235ZM235 24H234V27H235ZM25 25V26H24ZM33 25V24H32ZM42 25V24H41ZM139 25V24H138ZM186 25H189V26H187V31H186ZM239 25V24H238ZM245 25V24H244ZM253 25V26H252ZM6 26V25H5ZM13 26V25H12ZM15 26V25H14ZM48 26H50V25H48ZM53 26V25H52ZM55 26V25H54ZM59 26V25H58ZM61 26V25H60ZM136 26H137V24H136ZM143 26V25H142ZM145 26H146V24H145ZM159 26V27H158ZM241 26V25H240ZM243 26V25H242ZM261 26H262V24H261ZM260 26V27H261ZM9 27H10V25H9ZM9 27H7L8 29H9ZM72 27V26H71ZM140 27V26H139ZM144 27V26H143ZM148 27V26H147ZM233 27V28H234ZM238 27V26H237ZM245 27H247V26H245ZM245 27H243V28H245ZM254 27H256V28H254ZM14 28V27H13ZM84 28V27H83ZM94 28V27H93ZM146 28V27H145ZM149 28V27H148ZM151 28V27H150ZM153 28H155V26L153 27ZM188 28H189V30H188ZM221 28H222V30H221ZM247 28H249V27H247ZM250 28H249V30L248 31H253V30H250ZM14 29V30H15ZM77 29H79V28H77ZM85 29H87L88 30V28H84V31H86ZM90 29V28H89ZM95 29V28H94ZM94 29H93V31H94ZM143 29V28H142ZM141 29V30H142ZM237 29V28H236ZM240 29V28H239ZM238 29V30H239ZM261 29H262V27H261ZM75 30V29H74ZM98 30V29H97ZM198 30H199V32H198ZM241 30H242V28H241ZM264 30V29H263ZM263 30L261 31L260 30V33L261 32H263ZM72 31V30H71ZM76 31V30H75ZM89 31V30H88ZM92 31V30H91ZM99 31V30H98ZM102 31V30H101ZM145 31V30H144ZM146 31H147V28H146ZM228 32V34H226V32ZM231 31V30H230ZM253 31V32H254ZM259 31V30H258ZM81 32H82V30H81ZM90 32V31H89ZM88 32V33H89ZM198 32V33H197ZM252 32V33H253ZM83 33V32H82ZM225 33V34H224ZM246 33V32H245ZM251 33V34H252ZM81 34V33H80ZM85 34V37H86V33H84ZM131 34V33H130ZM134 34V33H133ZM132 34V35H133ZM137 34V33H136ZM230 34H232V33H230ZM262 34V33H261ZM91 35V34H90ZM102 35V36H101ZM227 37H226V36ZM258 35V34H257ZM89 36V35H88ZM110 36V35H109ZM157 36V37H156ZM249 36V35H248ZM253 36H254V34H253ZM140 37H142V35L140 36ZM159 37V38H158ZM235 37V38H234ZM250 37V36H249ZM252 37V36H251ZM70 38H72V39H70ZM73 38H74V40L75 39H77L78 41H80V42H78V44H76V43H74V42H72L71 44H73L74 43V46L72 45H69V43L68 42H66V41H70V40H73ZM107 38V37H106ZM109 38V37H108ZM248 38V37H247ZM103 39H105V38H103ZM168 39H170V40H168ZM249 39V38H248ZM252 39H253V37H252ZM255 39V38H254ZM109 41V40H108ZM139 41V40H138ZM164 41H166V40H164ZM256 41V40H255ZM75 42H77V41H75ZM83 42V43H82ZM115 42H116V40H115ZM118 42V41H117ZM250 42H252V40L251 41H249V43L248 44H250ZM80 43V44H79ZM86 43H88V41L86 42ZM107 43V42H106ZM111 43V42H110ZM110 43H108V45H111ZM230 42H229V45L231 44ZM244 43V44H243ZM255 42H253L252 44H254ZM257 43V42H256ZM7 44V45H6ZM91 44V42L89 43V45ZM117 44H119V43H117ZM125 44V43H124ZM4 45H2V46H4ZM12 45V46H13ZM164 45V46H163ZM255 45V44H254ZM9 46H11V44L9 45ZM18 46H17V48H18ZM31 46V47H32ZM112 46H114L113 44H112ZM125 46V45H124ZM177 46H180L181 48H182V51L179 53V51H178V53H179V55H177V50H174L175 49V47H177ZM253 46V45H252ZM258 46V45H257ZM110 47V46H109ZM228 47V46H227ZM263 47V46H262ZM9 48V47H8ZM7 48V49H8ZM11 48V47H10ZM114 48H115V46H114ZM161 48V47H160ZM181 48H179V49H181ZM244 48V49H243ZM6 49V48H5ZM33 49V48H32ZM148 49V48H147ZM155 49V48H154ZM169 48H167V50H168ZM177 49V48H176ZM178 49V50H179ZM28 50V51H27ZM111 50V49H110ZM31 51V50H30ZM232 51L233 53H230V52ZM5 52V51H4ZM32 52V51H31ZM125 52H127V51H125ZM150 52V51H149ZM9 52H7V54H8ZM33 53V52H32ZM92 53V55H94L93 56V60L95 61V63L97 62V64H98V67H96L97 65L96 64H94V61L93 60H91L90 58H88V59H90L91 61H89L86 57H88V56H90L91 57V55H89V54H91ZM112 53V52H111ZM129 53V52H128ZM141 53H142V51H141ZM145 53V52H144ZM144 53H142V55H145V57H147L146 56V54H144ZM162 53H165V52H162ZM129 54H131V53H129ZM169 54H170V50H169ZM10 55V54H9ZM23 55H22V57H23ZM48 55V54H47ZM87 55V56H86ZM111 55V54H110ZM127 55V54H126ZM125 55V56H126ZM164 55V54H163ZM256 55V54H255ZM49 56V55H48ZM124 56V55H123ZM171 55L169 56V57H172ZM195 56H196V58L198 59V62L194 59L195 58ZM230 56V57H231ZM237 56V57H236ZM21 57V58H22ZM43 57H44V55H43ZM127 57V56H126ZM142 58H143V56H141ZM149 57V56H148ZM230 57H229V60H230ZM261 57V56H260ZM8 58V57H7ZM20 58V57H19ZM25 58V59H26ZM32 57H31V59H33ZM50 58V59H51ZM125 58V57H124ZM130 58V57H129ZM140 58V57H139ZM163 58H164V56H163ZM167 58H168V56H167ZM175 58V57H174ZM182 58V59H181ZM233 58V59H234ZM9 59L10 60H13V61H15L14 59H13V57H12V59H11V57L9 56ZM8 59V60H9ZM25 59H21L22 61L23 60H25ZM30 59V58H29ZM29 59H28V61H29ZM42 59V58H41ZM127 59H128V57H127ZM143 59H145V58H143ZM177 59V58H176ZM232 59V58H231ZM232 59V60H233ZM262 59V58H261ZM20 60V61H21ZM126 60V59H125ZM124 60V61H125ZM146 60V59H145ZM173 60V59H172ZM232 60H230V62L232 61ZM256 60V59H255ZM255 60H254V64H256V62H255ZM12 61V62H13ZM33 61V60H32ZM52 61V64L54 63ZM59 61V62H58ZM92 61H93V64L95 65V67H93L92 66ZM130 61V60H129ZM166 61V60H165ZM176 61V60H175ZM261 61V60H260ZM127 62H128V60H127ZM178 62V61H177ZM177 62H176V64H177ZM234 62H235V60H234ZM23 63L24 64H26L27 65V61H23ZM33 63V62H32ZM50 63H51V61H50ZM149 63V62H148ZM171 63V62H170ZM1 64V63H0ZM35 64V63H34ZM34 64H29V65H34ZM38 64H39V62H38ZM56 64H57V66H56ZM237 64V63H236ZM249 64V65H248ZM10 65H11V61H10ZM13 66H14V64H12ZM36 65V64H35ZM34 65V66H35ZM103 65H104V63H103ZM142 65V64H141ZM147 65H149V64H147ZM231 65H233L232 63H231ZM13 66H11V67H13ZM16 66H17V63H16ZM15 66V67H16ZM24 66V65H23ZM23 66H20V67H22V68H25V67H23ZM182 66V67H183ZM230 66V65H229ZM237 66V67H238ZM261 66H264V65H261ZM14 67V69H16ZM18 67V66H17ZM19 67V68H20ZM26 67H28V68H31V67H29V66H26ZM147 67V66H146ZM145 67V68H146ZM159 67V66H158ZM171 67V66H170ZM177 67V66H176ZM233 67H234V65H233ZM235 67H236V65H235ZM234 67V68H235ZM202 68V69H201ZM231 68V67H230ZM255 68V67H254ZM260 68H263V67H260ZM21 69V68H20ZM82 69H83V71H84V73H81V71H82ZM175 69V68H174ZM177 69H178V67H177ZM176 69V70H177ZM236 69V68H235ZM252 69H253V67H252ZM258 69V68H257ZM11 70H13V69H11ZM24 70H26V69H24ZM23 70V71H24ZM181 70V69H180ZM239 70V69H238ZM240 70V71H241ZM255 70V69H254ZM18 71V70H17ZM20 71V70H19ZM34 71V70H33ZM34 71V72H35ZM82 71V72H83ZM175 71V70H174ZM184 71V70H183ZM229 72H230V70H228ZM231 71H232V73H233V68L231 69ZM240 71H239V73H240ZM12 72V71H11ZM21 73H22V69H21V71H20ZM19 72V73H20ZM29 71H27V73H28ZM98 73V74H96V73ZM179 72V71H178ZM195 72V71H194ZM260 72H261V70H260ZM14 73V72H13ZM17 73V72H16ZM18 73V74H19ZM20 73V74H21ZM25 73V72H24ZM30 73L31 72H29V74L28 75H30ZM43 73V72H42ZM48 73H46V75L48 74ZM114 73V72H113ZM176 73V72H175ZM231 73V74H232ZM32 74H34V73H32ZM38 75H39V72L37 73ZM54 74H52V75H54ZM99 75V82L97 81V79H96V75ZM187 74V73H186ZM249 74V75H248ZM259 74H261V73H259ZM258 74V75H259ZM263 74V76H264V73H262ZM261 74V75H262ZM5 75V73L3 74V76ZM16 75V74H15ZM43 75V74H42ZM106 75V74H105ZM234 75H236V74H234ZM233 75V76H234ZM256 75V76H255ZM260 75V76H261ZM3 76H0V77H3ZM94 76H95V78H94ZM132 76V75H131ZM57 77V78H58ZM100 77H102V78H100ZM108 77V76H107ZM110 77V76H109ZM108 77V78H109ZM230 77V76H229ZM239 77V76H238ZM249 77V78H248ZM255 77H257V78H255ZM6 78V77H5ZM121 79V77L119 76L118 77V79ZM138 78V77H137ZM166 78V77H165ZM169 78V77H168ZM174 78V77H173ZM197 78H198V80H197ZM233 78H235L236 79V77H233ZM232 78V79H233ZM106 79V78H105ZM125 79V78H124ZM123 79V80H124ZM136 79V78H135ZM141 79V78H140ZM139 79V80H140ZM164 79V78H163ZM167 79V78H166ZM170 79V78H169ZM257 79V80H256ZM4 80V79H3ZM17 80V79H16ZM22 80V79H21ZM122 80V79H121ZM122 80V81H123ZM138 80V81H139ZM165 80V79H164ZM197 80V81H196ZM231 80V79H230ZM239 80V79H238ZM241 80V79H240ZM4 81H7V79L6 80H4ZM20 81V80H19ZM120 81V80H119ZM119 81H117L118 83H119ZM163 81V80H162ZM169 81V80H168ZM172 81V80H171ZM178 81V80H177ZM219 81H220V85H219ZM232 81V80H231ZM259 81V80H258ZM18 82V81H17ZM21 82V81H20ZM57 82V81H56ZM66 82V83H67ZM101 82V83H100ZM196 82H197V85H196ZM224 82V81H223ZM233 82V81H232ZM241 82H243V81H241ZM109 83V82H108ZM125 83V82H124ZM228 83L230 84V82L228 81ZM227 83V84H228ZM240 83V82H239ZM248 83V84H247ZM53 84H54V82H53ZM53 84H50L51 86H53ZM58 84V83H57ZM123 84V83H122ZM141 84H143V82L141 83ZM163 84H166V81L165 82H163ZM168 84V83H167ZM166 84V85H167ZM209 84H210V87H211V90L208 88V86H209ZM231 84H233V83H231ZM255 84H257V85H255ZM55 86H56V84H54ZM59 85H61V84H59ZM67 85V84H66ZM69 85V84H68ZM119 85V84H118ZM159 85V84H158ZM174 85V84H173ZM58 86V85H57ZM64 86V85H63ZM144 86V85H143ZM182 86H181V88H182ZM186 86H188V87H186ZM242 86V85H241ZM61 87V86H60ZM65 87V86H64ZM103 87V88H102ZM156 87H157V83H156ZM159 87H162L161 85H159ZM163 87H169V86H163ZM177 87V86H176ZM196 87H195V89H196ZM219 87H221L220 89H219ZM235 87V86H234ZM248 87V86H247ZM3 88H5L8 92H10L9 93V95L10 94H13L15 97H16V99L18 98V100H20V101H22V102H26V101H28V100H37V101H39V104L41 103V106H42V108H44V109H46V110H48L47 111V113L50 111V113L51 114H53V115H55L58 119L57 120H59V121H61V123H60V127H61V125H65L64 126V129H65V127L67 128V129H69V127H80V131H81V127H82V134H84V136H85V138H91L92 140H93V138L92 137H94V136H92L93 134H91V132L92 131H90V129H88V127L91 125V123H90V125H88L87 126V124H86V119L84 120V121H82V120H80V118L78 117V116H76V115H74L72 112H67V110H65V108H64V110L63 109H61V107H60V104L58 105L57 103L58 102H55V101H57V100H53L47 93L46 94H43V93H38V92H26V91H21V90H15V89H13L10 85L9 86H5V87H3ZM52 88V87H51ZM56 88V87H55ZM73 88V87H72ZM109 88V87H108ZM171 88H172V85H171ZM171 88H170V90H171ZM174 88H175V86H174ZM173 88V89H174ZM180 88V87H179ZM180 88V90H182ZM2 89V88H1ZM53 89V88H52ZM51 89V90H52ZM57 89H59V87L57 88ZM64 89V88H63ZM74 89V88H73ZM76 89V90H77ZM112 89V88H111ZM158 89V88H157ZM172 89V90H173ZM176 89V88H175ZM174 89V91H175V93H171L170 92V94H172V95H178V94H176V91L177 90H175ZM247 89V88H246ZM259 89V90H258ZM66 90V89H65ZM78 90H77V92L76 93H78ZM108 90V89H107ZM106 90V91H107ZM115 89H113L112 91H114ZM118 90V89H117ZM165 90V89H164ZM169 90V89H168ZM180 90H178V91H180ZM231 90V89H230ZM242 90V89H241ZM253 92H252V91ZM262 90V89H261ZM7 91H5V92H7ZM105 91V93H108V92H106ZM167 91V90H166ZM177 91V92H178ZM209 91H207V93H209ZM246 91V90H245ZM115 92V91H114ZM113 92V93H114ZM159 92V91H158ZM164 92V91H163ZM181 92V91H180ZM183 92H185V91H183ZM63 93H66L65 91H63ZM69 93V92H68ZM71 93H73V92H71ZM76 93H74V94H76ZM80 93V94H81ZM112 93V94H113ZM125 93V92H124ZM165 93V92H164ZM167 93H169V92H167ZM187 93H188V91H187ZM220 93H221V95L222 96H219L220 95ZM248 93V92H247ZM252 93H253V95H252ZM261 93V92H260ZM123 94V93H122ZM160 94H161V92H160ZM160 94H158L159 96H160ZM180 94V93H179ZM191 94V92L189 93V95ZM109 95V94H108ZM117 95H119V94H117ZM121 95V94H120ZM132 95H134V94H132ZM157 95V94H156ZM165 95H166V93H165ZM171 95V96H172ZM182 95V94H181ZM185 95V94H184ZM193 95H194V97L196 96L195 94H194V90H193V94L191 95L192 97H190V96H188V94L187 95H185L186 96V98L183 96V98L185 99V100H189V97L192 99L193 98ZM207 95H209V94H207ZM249 95V94H248ZM262 95V94H261ZM264 95V94H263ZM68 96V95H67ZM71 96H73L72 94H71ZM78 96V95H77ZM110 96V95H109ZM113 96H114V94H113ZM123 96V95H122ZM170 96V95H169ZM182 96H181V98H180V100L182 99ZM244 96V95H243ZM245 96H246V94H245ZM244 96V97H245ZM76 97V96H75ZM82 97V96H81ZM112 97V96H111ZM131 97V96H130ZM153 97V96H152ZM152 97H151V99H152ZM166 97V96H165ZM173 97V96H172ZM175 97V96H174ZM178 97V96H177ZM197 97V96H196ZM222 98V99H219L220 101H224V102H227V103H225L226 104V106H225V108L223 109V105L224 104H222L221 102H218L219 100H218V98ZM224 97V98H223ZM248 97V96H247ZM71 98V97H70ZM74 98V96L72 97V99ZM84 98H86V96L84 97ZM119 98V97H118ZM120 98H122V97H120ZM128 98V97H127ZM126 98V99H127ZM133 98V97H132ZM163 98V97H162ZM161 98V99H162ZM168 98H170V97H168ZM176 98V97H175ZM264 98V97H263ZM262 98V99H263ZM10 99V98H9ZM14 99V98H13ZM106 99V98H105ZM155 99H157V98H155ZM160 99V100H161ZM174 99V98H173ZM183 99V100H184ZM205 99H206V97H205ZM235 99V101H236V98H234ZM246 99V98H245ZM17 100V101H18ZM76 100H80V98H77ZM81 100H84L83 98H81ZM87 100V99H86ZM113 100V99H112ZM115 100V99H114ZM117 100V99H116ZM124 100V105H122L123 107L121 108L120 107V105H119V107L121 108V110L122 109H124L125 110V108H124V106H125V102L127 101H125V98L123 99ZM130 100H131V98H130ZM137 100V99H136ZM163 100V99H162ZM171 100H172V98H171ZM176 100V99H175ZM240 100V99H239ZM248 99H246V101H247ZM12 101V100H11ZM16 101V102H17ZM71 101V100H70ZM107 101H108V99H107ZM118 101H121V99L120 100H118ZM133 102H134V100H132ZM130 102V104L131 103H133V102ZM165 101H166V99H165ZM164 101V102H165ZM179 101V100H178ZM192 103H191V100L190 101H186L187 102V104H189V105H193V103H194V101H195V99H192ZM197 101V100H196ZM199 101H200V99H199ZM230 101H232V99L230 100ZM245 101V102H246ZM13 102H15V101H13ZM81 102V101H80ZM91 102V101H90ZM110 102H111V100H110ZM115 102V101H114ZM113 102V103H114ZM129 102V101H128ZM128 102L126 103L128 106H130V104H128ZM149 102H151V101H149ZM153 102V101H152ZM151 102V103H152ZM168 102V101H167ZM166 102V103H167ZM185 101H184V103H186ZM198 102V101H197ZM197 102L196 103H194V105L195 104H197ZM237 102H238V99H237ZM240 102V101H239ZM238 102V105L240 104ZM10 103V102H9ZM77 103H79V102H77ZM81 103H83V102H81ZM92 103H91V105H92ZM109 103V102H108ZM115 103H117V102H115ZM114 103V104H115ZM135 103V102H134ZM163 103V102H162ZM173 103V102H172ZM182 102H180V104H181ZM246 103V104H247ZM262 103V104H261ZM30 105V103H27V105ZM84 104V103H83ZM86 105H87V102L85 103ZM159 104H160V102H159ZM164 104V103H163ZM169 104H171V102L169 103ZM186 104V105H187ZM16 105H18V108H19V105H21V102H19L18 101V104H16ZM23 105H25V104H23ZM38 105V104H37ZM76 105V104H75ZM81 105V104H80ZM106 105V104H105ZM116 105V104H115ZM114 105V106H115ZM127 105L125 106V107H127ZM134 104H132L130 107H131V109H133L132 108V106H133ZM135 105H137V103L135 104ZM134 105V106H135ZM165 105V104H164ZM163 105V106H164ZM176 105V104H175ZM188 105V106H189ZM230 105H231V103H230ZM230 105H229V107H230ZM236 105V104H235ZM241 105V104H240ZM259 105V106H260ZM11 106H12V104H11ZM22 106V105H21ZM39 106V105H38ZM77 106V105H76ZM83 106V105H82ZM81 106V107H82ZM111 106V105H110ZM118 106V105H117ZM141 106V105H140ZM169 106V105H168ZM180 106V105H179ZM195 106H197V105H195ZM195 106H192V107H195ZM243 106V105H242ZM245 106V105H244ZM28 106H26V108H27ZM88 107H90V106H88ZM92 107V106H91ZM113 107V106H112ZM111 107V108H112ZM136 107V106H135ZM181 107V106H180ZM179 107V108H180ZM192 107H190L189 106V108L190 109H192ZM220 107H222L221 108V110H222V112H220L221 110H220ZM227 107V108H226ZM234 107V106H233ZM246 107V106H245ZM245 107H243L244 109H245ZM17 108V107H16ZM31 108V110H30V112H31V114L33 115V117L31 116H29L30 118H33V120L35 119V118H37V119H39L40 120V122H42L43 121V119L41 118V113H39L38 111L40 110V109H38V111H36V109H34L35 107H30ZM128 109L127 110H129L130 108L129 107H127ZM140 108V107H139ZM174 108V107H173ZM248 108V107H247ZM246 108V109H247ZM253 108V107H252ZM255 108H259V109H261L260 107H255ZM264 108V107H263ZM262 108V109H263ZM20 109V108H19ZM23 109H24V107H23ZM29 109V108H28ZM28 109H26L27 111H28ZM97 109V110H98ZM116 109H118V110H120L119 108H116ZM129 110L130 112L131 111H133V114H134V117H136V118H138L137 117V113H136V115H135V113H134V111H135V109H138V108H134V110ZM171 109V108H170ZM233 109V108H232ZM111 110V109H110ZM126 110V112H128V113H126V114H131V113H129V111H127ZM139 110V109H138ZM196 110V109H195ZM224 110V111H223ZM236 110V109H235ZM234 110V111H235ZM20 111V110H19ZM25 110H22V112H24ZM101 111L99 112V113H101ZM115 112H116V110H114ZM167 111V110H166ZM229 111V110H228ZM254 111V110H253ZM256 112H257V110H255ZM261 111V110H260ZM21 112V113H22ZM41 112V111H40ZM109 112V111H108ZM119 111H117V113H118ZM122 112H124L123 110H122ZM220 112V113H219ZM231 111H229V113H230ZM243 112V111H242ZM247 112V111H246ZM263 112H264V110H263ZM29 113V112H28ZM98 113V112H97ZM189 113V112H188ZM187 113V116H189V114ZM193 113V112H192ZM222 113H224V114H222ZM249 113H251L250 111H249ZM30 114V113H29ZM28 114V115H29ZM42 114H43V112H42ZM45 114L46 113H44V115H42V116H45ZM102 114V113H101ZM109 114V113H108ZM107 114V115H108ZM111 114V113H110ZM116 114V113H115ZM139 114V113H138ZM191 114V113H190ZM204 114V113H203ZM221 114V115H220ZM234 114V113H233ZM236 114H237V111H236ZM248 114V113H247ZM254 114V113H253ZM259 114V113H258ZM48 115V114H47ZM121 117H118V119H120V125H121V132H122V134L120 133V135H123V139H128V140H132V142L134 141L136 144L135 145H137L138 146V148L136 147V149L134 150V143H132V145H134L133 147L134 148H131L132 147V145H131V149L130 150H132V153L134 152V154L136 153L137 154V156L139 155L140 156V161L142 160V162H143V164H142V166L143 167H146V166H153L154 164H155V162L154 161H151V160H153L154 158H156V156H154V154L152 153L153 151H157V150H163V149H161V148H159V144H158V147H156V148H154V146H155V144L151 147L150 145H151V143H152V141L151 140H149V141H151V143H150V145H149V143H148V139H151L149 136H145V135H149V131L151 130V128L150 127H152L151 125H149L148 127L150 128V130L146 133V131H144L143 129V133H144V135H142V139H143V141L144 142H141V141H136L137 139H138V137H140V134H139V136L138 135H136L137 133H136V130L138 131L139 129H136V130H134L135 131V133H134V131L132 130L133 128V126H132V124L134 125V123H132V121H136V120H132V119H134V117L131 119V118H129L128 119V117H127V115H123V113L122 114H119ZM128 115V116H129ZM185 115V114H184ZM205 115V114H204ZM227 115H229V114H227ZM235 115V114H234ZM237 115H239V114H237ZM257 115V114H256ZM259 115H261V114H259ZM258 115V116H259ZM133 116V115H132ZM131 116V117H132ZM187 116H184V117H186V118H188ZM219 116H221V119H219L220 117ZM229 116H231V114L229 115ZM115 117V116H114ZM113 117V118H114ZM130 117V116H129ZM181 117H183V116H181ZM190 118L192 117V116H189ZM195 117H196V115H195ZM194 117V118H195ZM204 117V118H205ZM223 117V118H222ZM236 118L237 117H239V116H235ZM246 117V116H245ZM255 117V116H254ZM257 117V116H256ZM255 117V118H256ZM261 117V116H260ZM44 118V117H43ZM46 119H47V121L46 122H48L49 124H48V126H50V125H55L56 123L54 122V121H56V119L55 120H53V118H50L49 116H47V117H45ZM55 118V117H54ZM111 118H112V116H111ZM110 118V119H111ZM140 118V117H139ZM230 118V117H229ZM235 118V119H236ZM240 118V117H239ZM247 118H248V115H247ZM252 118H253V115H252ZM117 119V118H116ZM116 119H114V120H116ZM132 121H131V120ZM181 119V118H180ZM189 119V118H188ZM188 119H187V122H191L192 123V119L191 120H189L188 121ZM196 119V118H195ZM250 119V118H249ZM42 120V121H41ZM112 120V119H111ZM113 120V121H114ZM185 121H186V119H184ZM253 120V124H255L254 123V121H256L255 119H252ZM251 120V121H252ZM35 121V120H34ZM37 121V120H36ZM59 121H56V122H59ZM146 121V120H145ZM147 121H149V120H147ZM247 121H248V119H247ZM250 121V120H249ZM250 121V122H251ZM262 121H263V119H262ZM85 122V123H84ZM188 123V126L189 125H192L191 123ZM196 122V121H195ZM232 122V121H231ZM249 122V123H250ZM258 122V121H257ZM175 123V122H174ZM45 124V123H44ZM59 123H57L56 125H58ZM139 124V123H138ZM147 124V123H146ZM203 124V123H202ZM228 124V123H227ZM231 124V123H230ZM261 124V123H260ZM259 124V125H260ZM40 124H38V126H39ZM42 125H43V123H42ZM141 125V124H140ZM187 125V124H186ZM236 125V124H235ZM59 126V125H58ZM57 126V127H58ZM118 126H119V124H118ZM117 126V127H118ZM144 126V125H143ZM147 126V125H146ZM145 126V127H146ZM164 126V125H163ZM204 126V127H205ZM229 126V125H228ZM228 126H227V129H230V128H228ZM46 127V126H45ZM55 127V126H54ZM53 126H52V128H54ZM91 127V126H90ZM144 127V128H145ZM202 127V126H201ZM223 127V128H222ZM231 127V126H230ZM263 127V126H262ZM46 128H48V129H51L50 127H46ZM61 128H63V127H61ZM84 128V129H83ZM112 128V127H111ZM119 128V129H120ZM136 128H138L137 126H136ZM140 128V127H139ZM160 128V127H159ZM241 128V127H240ZM54 129H56V130H58V128H54ZM79 129V128H78ZM148 129V128H147ZM146 129V130H147ZM152 129H154L153 127H152ZM208 129V128H207ZM223 129V130H222ZM227 129H225V130H227ZM263 129V128H262ZM94 130V129H93ZM111 130V129H110ZM232 130V129H231ZM49 131V130H48ZM52 131V130H51ZM65 132H66V130H64ZM64 131H63V133H64ZM76 132H78L77 130H75ZM95 131V130H94ZM120 131V130H119ZM141 131V130H140ZM139 131V132H140ZM218 131V132H217ZM223 131V132H222ZM229 131V130H228ZM224 132V134L226 133V135H228L227 133H230V131L229 132ZM257 131V130H256ZM68 132V135H69V132H71V130L70 131H67ZM66 132V133H67ZM117 132V131H116ZM138 132V133H139ZM152 132H153V130H152ZM154 132H155V130H154ZM163 132V131H162ZM60 133V132H59ZM58 133V134H59ZM156 133H157V131H156ZM164 133V132H163ZM242 133V132H241ZM74 134H76V133H74ZM81 134V133H80ZM158 135H159V133H157ZM165 134V133H164ZM186 134V133H185ZM68 135H67V137H68ZM70 135H71V133H70ZM73 135V134H72ZM71 135V137H73ZM216 135V134H215ZM230 135V134H229ZM66 136V135H65ZM80 136V135H79ZM78 136V137H79ZM97 136V135H96ZM152 136V135H151ZM161 136V135H160ZM217 136V135H216ZM246 136V135H245ZM249 136V135H248ZM61 137H63V135L61 136ZM70 137V138H71ZM81 137V136H80ZM98 137H100V136H98ZM147 137H149L148 139H147ZM156 137H158V136H156ZM167 137V136H166ZM165 137V138H166ZM218 137V136H217ZM226 137H228V136H226ZM241 137V136H240ZM54 138V137H53ZM66 138V137H65ZM69 138V139H70ZM74 138V137H73ZM77 138V137H76ZM97 138V137H96ZM155 138V137H154ZM229 138H231V137H229ZM57 139V138H56ZM59 139V138H58ZM120 139V138H119ZM147 139V140H146ZM160 138L158 137V139H154V140H156L157 141V143H158V141H159V143H164L163 141H161L160 142V140H159ZM163 139V138H162ZM228 139V138H227ZM166 140H167V138H166ZM56 141V140H55ZM78 141V140H77ZM81 141H85L84 140V138H83V140H81ZM103 141V140H102ZM125 141V140H124ZM127 141V140H126ZM155 141V142H156ZM68 142V141H67ZM87 142V141H86ZM95 142V141H94ZM97 142V141H96ZM95 142V143H96ZM105 142V141H104ZM130 142V141H129ZM129 142H128V144H129ZM166 142V141H165ZM54 143V142H53ZM80 143V142H79ZM89 143V142H88ZM91 143V142H90ZM89 143V144H90ZM121 143H124V142H122L121 141ZM147 145H146V144ZM161 143V144H162ZM167 143V142H166ZM230 143V142H229ZM240 143V142H239ZM126 144V143H125ZM125 144H123V145H125ZM131 144V143H130ZM222 144V143H221ZM231 144H232V142H231ZM104 145V144H103ZM167 145H168V143H167ZM223 145V144H222ZM246 145V144H245ZM97 146V145H96ZM95 146V147H96ZM120 146V145H119ZM162 146H163V144H162ZM161 146V147H162ZM166 146V145H165ZM190 146V145H189ZM80 148V147H79ZM123 148V147H122ZM224 148H225V146H224ZM231 148H232V146H231ZM252 148V147H251ZM167 149H169V147L167 148ZM120 150V149H119ZM128 150V149H127ZM129 150V151H130ZM172 150V149H171ZM229 150V149H228ZM242 150V149H241ZM124 151V150H123ZM166 151V150H165ZM170 151V150H169ZM120 152V151H119ZM157 152H160V151H157ZM172 152V151H171ZM181 152V151H180ZM221 152V151H220ZM127 153H129V152H127ZM139 153V154H138ZM153 155H152V154ZM167 153V155H169L168 154V152H166ZM219 153V152H218ZM224 154V153H223ZM124 155V154H123ZM130 155H131V153H130ZM163 155V154H162ZM105 156V155H104ZM136 158H137V156L136 155H134ZM138 156V157H139ZM158 156H159V154H158ZM161 156V155H160ZM227 156V155H226ZM97 157V156H96ZM116 157V156H115ZM133 157V156H132ZM164 157V156H163ZM126 158V157H125ZM159 158V157H158ZM177 158V157H176ZM182 158V157H181ZM181 158H179L180 160H181ZM104 159V158H103ZM118 159V158H117ZM120 159V158H119ZM123 159V158H122ZM137 159H139V158H137ZM167 159V158H166ZM178 159V158H177ZM179 159L178 160H176V161H179ZM186 159V158H185ZM160 160V159H159ZM184 160V159H183ZM187 160V159H186ZM96 161V160H95ZM104 161V160H103ZM119 161V164H118V166L122 169H120L119 167L118 168H116L115 170H117V172L119 171L118 169H120L121 171H120V175H119V177L120 178H123L124 180H123V183H121L122 181H119V183H121V184H126V185H129L135 192H138V193H142V194H145L147 197V199H150L149 201H152L153 202V204L154 205H157V203L159 204V198L157 197V193H156V191H155V188H151L150 187V185L149 184H144V182H142V181H140V180H137V179H135L134 177H135V172H133L134 170H132L135 166L133 165V167H132V169H130L131 167L129 166V164L128 163H126V161H128L127 159H126V161L125 162H123V161H120V160H118ZM185 161V160H184ZM188 161H189V159H188ZM191 161V160H190ZM193 161V160H192ZM102 162V161H101ZM129 162V161H128ZM141 162V163H142ZM159 162V161H158ZM183 162V161H182ZM103 163V162H102ZM109 163V162H108ZM107 163V164H108ZM137 163V162H136ZM139 163V162H138ZM99 164V163H98ZM101 164V163H100ZM157 164V163H156ZM177 164V163H176ZM183 164V163H182ZM185 164V163H184ZM187 164H188V162H187ZM190 164V165H189ZM187 166H191V163H189ZM109 165V164H108ZM116 165V164H115ZM163 165V164H162ZM178 165V164H177ZM181 164H179V166H180ZM186 165V164H185ZM100 166V165H99ZM106 166V163H105V165L103 166L104 167V169L106 168L105 167ZM176 166V165H175ZM187 166H186V168H187ZM101 167V166H100ZM103 167H101V168H103ZM138 167H139V165H138ZM161 167V166H160ZM164 167V166H163ZM162 167V168H163ZM184 167V166H183ZM193 167H194V165H193ZM158 168V167H157ZM103 169V170H104ZM107 169V168H106ZM135 169V168H134ZM151 169H153V168H151ZM159 169V168H158ZM172 169V168H171ZM191 169V168H190ZM110 170V169H109ZM113 170V169H112ZM124 170L127 172V175H128V173L130 174V175H126V176H123V174L125 173L124 172ZM136 170V169H135ZM143 170H145V169H143ZM154 170H156V168L154 169ZM187 170V169H186ZM122 171L124 172L123 174H122ZM141 171V170H140ZM157 171V170H156ZM166 171V170H165ZM164 171V172H165ZM111 172V171H110ZM159 172H161V171H159ZM163 172V173H164ZM170 172V171H169ZM182 172V171H181ZM97 173V172H96ZM175 173V172H174ZM107 174V173H106ZM112 174V173H111ZM144 174V173H143ZM150 174V173H149ZM158 174V176H160V174L159 173H157ZM170 174V173H169ZM203 174V173H202ZM164 175V174H163ZM163 175H162V178H163ZM132 176H134V177H132ZM166 176V175H165ZM116 177H117V175H116ZM133 179H132V178ZM107 178H109L108 176H107ZM114 178H115V176H114ZM137 178V177H136ZM165 178V177H164ZM151 179V178H150ZM181 179V178H180ZM10 180V179H9ZM90 180V179H89ZM122 180V179H121ZM153 180V179H152ZM160 180H161V178H160ZM159 180V181H160ZM166 180V179H165ZM169 180V179H168ZM168 180H167V182H168ZM111 181V180H110ZM154 181V180H153ZM158 181V182H159ZM11 182V181H10ZM152 182V181H151ZM164 182V181H163ZM184 182V181H183ZM165 183V182H164ZM97 184V183H96ZM116 184H118V183H116ZM113 185V184H112ZM146 185V186H145ZM154 185V184H153ZM160 185V184H159ZM9 186V185H8ZM97 186V185H96ZM114 186H116V185H114ZM119 186H120V184H119ZM147 186H149V187H147ZM161 186H163V185H161ZM208 186V185H207ZM206 186V187H207ZM10 187V186H9ZM99 187V186H98ZM122 187H123V185H122ZM124 187H125V185H124ZM164 187V186H163ZM168 187V186H167ZM205 187V186H204ZM4 188H5V186H4ZM102 188V187H101ZM129 188V187H128ZM157 188V187H156ZM165 188V187H164ZM164 188H162V187H159V190L158 191H162V193H165L164 192ZM199 188V187H198ZM212 188V187H211ZM211 188H209L210 190H211ZM214 188V187H213ZM212 188V190H214ZM99 189V188H98ZM125 190V189H124ZM188 190H190V189H188ZM209 190V191H210ZM167 191V190H166ZM177 191V190H176ZM182 191V190H181ZM206 191V190H205ZM187 192V191H186ZM161 193V192H160ZM192 193V192H191ZM198 193V192H197ZM203 193H204V191H203ZM212 193V192H211ZM181 194V193H180ZM193 194V193H192ZM144 195V196H145ZM193 195H196L195 193L193 194ZM192 195V196H193ZM203 195V194H202ZM159 196V195H158ZM162 196V195H161ZM209 196V195H208ZM163 197V196H162ZM180 197V196H179ZM198 195H197V197L195 198L196 200L198 199ZM211 197V196H210ZM192 199H193V197H191ZM190 199V198H189ZM194 199V200H195ZM204 199V198H203ZM202 199V200H203ZM211 199V203H212V200H213V198H210ZM216 199H218L219 200V198H216ZM160 200H163V199H160ZM194 200H193V203H195L194 202ZM199 200V199H198ZM197 200V203H199V204H197L196 203V205H193V203H191L192 204V208H191V210L189 209V211H191L190 213H189V215H187L186 214V216H188L191 220H193L194 222H198V218L199 217H202V216H217L218 215V213L216 212V208H215V206L213 205V204H211V203H208V200H207V198H206V202L208 203V204H204V203H206V202H203V205L199 202ZM215 200V199H214ZM188 201H190V200H188ZM200 201H201V199H200ZM204 201V200H203ZM234 201V200H233ZM233 201H232V203H233ZM151 202V203H152ZM162 202V201H161ZM220 202V204H221V202H222V200L221 201H219ZM169 203V202H168ZM180 203V202H179ZM245 203V202H244ZM243 203V204H244ZM190 204V205H191ZM224 204V203H223ZM225 204H227V203H225ZM224 204V206H226ZM248 204V203H247ZM180 205V204H179ZM178 205V209H179V206ZM189 205V206H190ZM161 206V205H160ZM168 206V205H167ZM171 206V205H170ZM169 206V207H170ZM185 206V205H184ZM183 206V207H184ZM223 206V205H222ZM223 206V207H224ZM244 206V205H243ZM245 206H247V205H245ZM155 207V206H154ZM158 208H159V206H157ZM162 207V206H161ZM165 207V206H164ZM175 207V206H174ZM222 207V208H223ZM257 205H256V203H255V205H251V204H249V206H247V208H245L247 211H250V214L252 215V217H253V223L255 222V220H258V218H256V216H258L257 215ZM181 209H182V206L180 207ZM224 208H228V205L226 206V207H224ZM155 210V209H154ZM153 210V211H154ZM172 210V209H171ZM183 210V209H182ZM220 210V209H219ZM156 211H157V209H156ZM161 211V210H160ZM166 211V210H165ZM164 211V213L161 211V213L158 211V213L159 214H161V216H159L160 218L159 219H161V218H163V219H165L166 218V216H167V212H165ZM168 211V210H167ZM218 211V210H217ZM222 212H223V214H224V212L225 211H223V210H221ZM179 212V211H178ZM182 212H184V211H182ZM186 212H187V210H186ZM222 212L220 213L221 215H222ZM227 212H225V214H226ZM185 214V213H184ZM207 214V215H206ZM219 214V215H220ZM169 215V214H168ZM228 215V214H227ZM178 216V215H177ZM225 216V215H224ZM242 216V215H241ZM157 217V216H156ZM187 217V218H188ZM204 217H203V219H204ZM218 217V216H217ZM221 217V216H220ZM188 218V219H189ZM226 218V217H225ZM224 218V219H225ZM172 219V218H171ZM202 219V220H203ZM211 219V218H210ZM220 219V218H219ZM167 220H169V219H167ZM173 220V219H172ZM176 220V219H175ZM201 219L199 218V221H200ZM205 220V219H204ZM222 220V219H221ZM227 220V219H226ZM228 220H230L231 221V223H234V222H232L233 220H231V219H228ZM235 220V219H234ZM206 221V220H205ZM214 221H215V219H214ZM241 221H243V219H241V220H239V223H241ZM259 221V220H258ZM50 222V221H49ZM161 222V221H160ZM187 222V221H186ZM186 222H184V221H174V222H172V223H174V225L170 228V230H171V232L173 233V235L172 236H174V240H176L177 241V243H178V247L180 248L179 249V251L180 252H184V251H186L188 254H186V260L187 261H189V262H192L193 264L194 263H203V264H219V262H215V259H214V257L213 256H218V259L219 258H221L222 259V262H223V264H235V263H238V264H260L259 263V261H258V257L257 258H255L254 256V252H253V254L251 255L250 254V250H252L251 249V246L253 245H251L250 244V242H249V244L251 245H246V240H243L244 242H245V246H244V244L242 245V244H238V243H241L240 242V240H239V242H238V239H237V241L236 242H238V243H236V242H234L235 241V239L236 238H234V241H232L231 239L230 240H228L227 242L226 241H224V242H226L225 243V245H224V243H222L223 245H224V247H226L230 252H232V253H234L235 255H237V256H239L241 259H242V261H241V259L239 260V257H238V260H237V258L236 259H234L233 257H231V256H233V254H231L229 251H227V252H225V253H227L228 254V252L231 254V256L230 255H227V254H224V253H222L221 251H219V253L217 252H213L212 250H214L212 247V250H210V249H208L207 250V246H206V242L204 243L203 242V237L201 238V233L199 234L198 232H201V231H198V229H200L199 227H200V225H201V223H200V225H199V227H198V229H197V231H196V226L194 227L193 225H191V223L190 224H188V223H186ZM221 222V221H220ZM237 222V221H236ZM262 222V221H261ZM162 224H163V220H162V222H161ZM167 223V222H166ZM204 223H207V222H204ZM203 223V224H204ZM209 223V222H208ZM215 223V222H214ZM230 223V224H231ZM238 223V222H237ZM243 223V222H242ZM245 223V222H244ZM248 223V220H247V222H246V224ZM256 223V222H255ZM254 223V224H255ZM169 224V223H168ZM193 224V223H192ZM196 224H198V223H196ZM222 224V223H221ZM228 224V223H227ZM235 224V223H234ZM249 224V223H248ZM256 224H259V222L258 223H256ZM51 225H52V223H51ZM167 225V224H166ZM189 225V226H188ZM191 225V226H190ZM195 225V224H194ZM211 225V224H210ZM241 225V224H240ZM243 225V224H242ZM250 225V224H249ZM263 225V224H262ZM171 226V225H170ZM184 226H187L188 227V230H186V231H184ZM202 226V225H201ZM224 226H225V224H224ZM227 226H229V225H227ZM256 226V225H255ZM254 226V228H255V230L257 229V227L259 228V226H256L255 227ZM48 227H49V225H48ZM190 227H192V228H190ZM194 227V228H193ZM202 227H204V226H202ZM218 227V226H217ZM242 229L244 228H246V226L244 227H242V226H240ZM52 228V227H51ZM161 228V227H160ZM164 228H165V226H164ZM163 228V229H164ZM169 228V227H168ZM207 228V225H206V227L205 228H203V229H206ZM211 228H212V226H211ZM215 228V227H214ZM221 228H223V226L221 227ZM227 228V227H226ZM241 228H240V230H241ZM263 228H264V226H263ZM262 227H261V229H263ZM53 229V228H52ZM237 229V228H236ZM243 229V230H244ZM250 229H253V228H250ZM260 229V228H259ZM259 229L256 231L257 233H258V231H259ZM219 230V229H218ZM249 230V229H248ZM163 231V230H162ZM249 231H253V230H249ZM49 232V231H48ZM164 232H165V230H164ZM169 232V231H168ZM208 232V231H207ZM212 232V231H211ZM214 232H215V230H214ZM216 232H217V230H216ZM231 232V231H230ZM246 232H248V231H245V233ZM254 232V231H253ZM261 232H262V230H261ZM260 232V233H261ZM263 232H264V230H263ZM203 233H205V232H203ZM251 233V232H250ZM253 234V233H252ZM50 235V234H49ZM159 235V234H158ZM169 235H171L170 233H169ZM204 235V234H203ZM214 235V234H213ZM259 234H257V236H258ZM167 236V235H166ZM252 236V235H251ZM261 236V235H260ZM264 236V235H263ZM160 237H161V235H160ZM204 237H205V235H204ZM210 237V236H209ZM226 237V236H225ZM243 237V236H242ZM262 237V236H261ZM169 238V237H168ZM171 238V237H170ZM222 238V237H221ZM227 238V237H226ZM225 238V239H226ZM258 238H260V237H258ZM160 239H162V238H160ZM205 239V238H204ZM219 239V238H218ZM223 239H224V237H223ZM228 239H229V237H228ZM256 239V238H255ZM261 239V238H260ZM259 239V240H260ZM264 239V238H263ZM163 240V239H162ZM170 240V239H169ZM242 240V239H241ZM167 241V240H166ZM175 241V242H176ZM204 241H207V240H204ZM242 241V242H243ZM259 242V241H258ZM214 243H215V241H214ZM221 243V242H220ZM261 243V242H260ZM122 244V243H121ZM125 244V243H124ZM210 243H208V241H207V245L210 247V245H209ZM219 244V243H218ZM259 244V243H258ZM257 244V245H258ZM172 245V244H171ZM212 246H213V244H211ZM255 245V244H254ZM252 246V248H254L255 246H257V245H255V246ZM124 246V245H123ZM215 246V245H214ZM213 246V247H214ZM218 246L219 245H217V247L215 248V249H217L218 250ZM246 246L248 247H250V250L248 251V249L246 248ZM258 246H262V243L261 244H259ZM264 246V245H263ZM117 247H119V246H117ZM116 247V248H117ZM223 247V246H222ZM260 247H257V250H255V248L253 249V250H255V251H257V253H259V251L260 250H258V249H260ZM124 248V247H123ZM122 248V249H123ZM186 248H188V250L186 249ZM204 248L207 250V251H209V253H207V251L205 250L204 251ZM262 248V247H261ZM104 249V248H103ZM102 249V250H103ZM219 249H221V248H219ZM105 250V249H104ZM103 250V251H104ZM224 250H225V248H224ZM252 250V251H253ZM109 251H110V249H109ZM216 251V250H215ZM223 251V250H222ZM226 251V250H225ZM262 251H264V250H262ZM262 251L260 252V253H262ZM173 252V251H172ZM103 253V252H102ZM101 253V254H102ZM111 253V252H110ZM113 253V252H112ZM257 253H256V255H257ZM260 253L258 254L259 255V257H261L260 256ZM100 254V257L103 255H101ZM183 254H185V252L183 253ZM264 254V253H263ZM263 254H262V256H263ZM97 255V254H96ZM178 255V254H177ZM189 255V256H188ZM191 255V256H190ZM234 255V256H235ZM51 256V255H50ZM54 256V255H53ZM109 256V255H108ZM176 256V255H175ZM96 257V256H95ZM94 257V258H95ZM106 257V256H105ZM118 257V256H117ZM178 257V256H177ZM181 257V256H180ZM190 257V258H189ZM99 258V257H98ZM102 258V257H101ZM113 258V257H112ZM217 259V260H218ZM220 259V260H221ZM89 260H92V259H89ZM99 260V259H98ZM106 260V259H105ZM105 260H104V262H105ZM113 260V259H112ZM118 259H116V261H117ZM179 260V259H178ZM237 260V261H236ZM260 260V259H259ZM93 261V260H92ZM107 261H108V259H107ZM186 261V262H187ZM233 261H235V263L233 262ZM264 261V260H263ZM90 262V261H89ZM98 262V261H97ZM100 262L102 263L103 261L102 260H100ZM180 262V261H179ZM107 263V262H106ZM109 263V262H108ZM91 264H93V263H91ZM116 264H118V263H116ZM187 264V263H186ZM263 264V263H262Z\"/></svg>",
    "mask_w": 264,
    "mask_h": 264
}]
</instances>
